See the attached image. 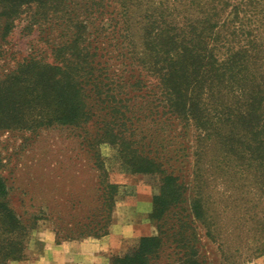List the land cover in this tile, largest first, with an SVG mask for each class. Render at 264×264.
Instances as JSON below:
<instances>
[{"label": "trees", "instance_id": "1", "mask_svg": "<svg viewBox=\"0 0 264 264\" xmlns=\"http://www.w3.org/2000/svg\"><path fill=\"white\" fill-rule=\"evenodd\" d=\"M21 19L44 34L52 61L33 49L0 70V120L86 124V197L40 209L58 240L108 233L119 185L102 143L126 172L155 181L157 234L110 264H203L195 225L220 239L221 215L264 234V0H0V61Z\"/></svg>", "mask_w": 264, "mask_h": 264}, {"label": "rangeland", "instance_id": "2", "mask_svg": "<svg viewBox=\"0 0 264 264\" xmlns=\"http://www.w3.org/2000/svg\"><path fill=\"white\" fill-rule=\"evenodd\" d=\"M137 28L133 24L134 41L141 51ZM42 35L36 26L28 25L26 20L16 21L7 36L6 47L10 54L0 61V70L11 68L17 61L32 54L33 49L41 51L45 60L52 61ZM26 117H29L28 113L23 119L26 120ZM84 129L59 125L36 127L29 121L5 125L0 120V177L5 179L8 188V194L0 199V203H5L14 215V221H11L6 215L8 212L0 211V253L9 249L10 255L15 258L6 264H15L31 256L34 249H39L40 244L36 241L38 232L46 228L54 231V224L46 212H40L43 204L56 209L64 207L73 197H86L88 173L86 165L79 163L86 160L80 136ZM89 129L92 130V126ZM99 153L108 180L119 185L111 223L118 213V205L124 202L132 207L140 205L142 210L149 209L147 217L154 226L153 235L157 234L150 219L154 178L126 172L116 150L107 143L100 144ZM81 199L86 201V198ZM221 216L218 221L221 225L220 239L207 238L205 229L199 223L195 225L198 226L203 264H264V234L255 231L251 224L242 223L238 215ZM166 223L169 225L171 220ZM141 237L127 250L135 246ZM85 238L58 240L56 237V241Z\"/></svg>", "mask_w": 264, "mask_h": 264}, {"label": "crops", "instance_id": "3", "mask_svg": "<svg viewBox=\"0 0 264 264\" xmlns=\"http://www.w3.org/2000/svg\"><path fill=\"white\" fill-rule=\"evenodd\" d=\"M148 210L127 202L118 205L108 233L100 237L58 242L54 231L46 228L36 234L39 249L15 264H110L112 256L124 253L139 237L154 234Z\"/></svg>", "mask_w": 264, "mask_h": 264}]
</instances>
